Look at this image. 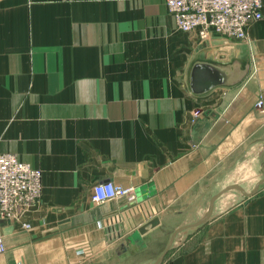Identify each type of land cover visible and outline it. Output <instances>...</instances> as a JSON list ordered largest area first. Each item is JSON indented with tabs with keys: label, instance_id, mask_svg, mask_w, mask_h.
I'll return each instance as SVG.
<instances>
[{
	"label": "crops",
	"instance_id": "1",
	"mask_svg": "<svg viewBox=\"0 0 264 264\" xmlns=\"http://www.w3.org/2000/svg\"><path fill=\"white\" fill-rule=\"evenodd\" d=\"M261 12L211 49L166 0H0V150L43 170L40 202L2 221L0 264H264ZM199 63L227 84L195 94ZM106 181L160 224L107 243L96 223L130 204H95Z\"/></svg>",
	"mask_w": 264,
	"mask_h": 264
},
{
	"label": "built area",
	"instance_id": "2",
	"mask_svg": "<svg viewBox=\"0 0 264 264\" xmlns=\"http://www.w3.org/2000/svg\"><path fill=\"white\" fill-rule=\"evenodd\" d=\"M169 12L175 19L177 29L188 34H196L201 44L213 48V36L227 40L228 45L246 42L247 29L262 20V0H166ZM229 47H224L227 49ZM224 54V53H222ZM263 112V101L255 105ZM202 111L192 112V118H199ZM41 168L19 159L17 154L0 150V228L2 221L13 218L32 205H37L42 197ZM112 200H123L130 206L123 211L117 210L98 220L94 232L102 233L107 243L123 238L128 229L138 230L157 217L160 207L147 200H139L133 186H124L113 181L100 182L94 186L92 201L102 204ZM134 215L139 220L128 228L125 221ZM30 227V224H25ZM91 231V230H90ZM90 231L86 232V239ZM7 250L6 242L0 234V255ZM85 250H78L83 254Z\"/></svg>",
	"mask_w": 264,
	"mask_h": 264
},
{
	"label": "water",
	"instance_id": "3",
	"mask_svg": "<svg viewBox=\"0 0 264 264\" xmlns=\"http://www.w3.org/2000/svg\"><path fill=\"white\" fill-rule=\"evenodd\" d=\"M223 84H227L225 74L223 73V70L220 69L217 65L211 63H199L194 66L191 75V88L195 94H205ZM234 188H238V185L234 184L233 186H229L225 191ZM207 217L208 216L200 220L197 224H201L202 222L206 221ZM159 224V218L155 217L150 220L147 224L139 228V231L141 233H145L147 232L148 226L156 227ZM169 247L167 249H169ZM164 255L165 254H163V256Z\"/></svg>",
	"mask_w": 264,
	"mask_h": 264
},
{
	"label": "rangeland",
	"instance_id": "4",
	"mask_svg": "<svg viewBox=\"0 0 264 264\" xmlns=\"http://www.w3.org/2000/svg\"><path fill=\"white\" fill-rule=\"evenodd\" d=\"M234 196H235V200H236V198H238V197H236V196H238L237 193H236V191H234ZM221 197H222V196H221ZM221 197H220V198H221ZM220 198H219V199H220ZM220 201H221V199L218 201L219 206H220V204H221Z\"/></svg>",
	"mask_w": 264,
	"mask_h": 264
}]
</instances>
